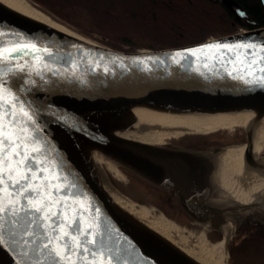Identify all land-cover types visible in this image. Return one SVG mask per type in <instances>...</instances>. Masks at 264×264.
I'll list each match as a JSON object with an SVG mask.
<instances>
[{
    "label": "water",
    "instance_id": "1",
    "mask_svg": "<svg viewBox=\"0 0 264 264\" xmlns=\"http://www.w3.org/2000/svg\"><path fill=\"white\" fill-rule=\"evenodd\" d=\"M225 4L226 8L237 16L241 14V9L231 0H225ZM0 26L5 30L23 33L37 43L38 47L46 46L53 52V58L48 59L53 67L60 70V75L54 76L51 72H45L42 80L35 73H32L30 78L18 74L9 78V85L17 91L24 80H29L24 91L18 94L25 101V108L35 121V124H29L32 135L39 141L48 158L55 161L57 172L68 176L69 181L76 185L72 192L87 194L85 207L90 202L91 208L85 216L99 208L101 214L98 231L104 235L105 248L118 250L117 254L127 260L128 264H194L167 250L146 246L129 232L124 222L110 209L91 178L71 135L90 143L121 170H128L157 188L175 192L181 207L194 224L203 228L208 226V231L219 232L223 236L222 241L227 253L230 241L238 235L240 225L246 220L254 224L253 219L249 220V216L264 214L256 209L264 207L259 204L249 207L246 212H242L245 209L243 207H233L231 210L235 214V231L232 237H225L220 223L228 207H225L227 201L220 209L215 207L216 199L210 200L215 189L211 186L209 174L214 170V166L207 164L205 159L210 156L217 157L227 148L217 147L209 152L182 149L168 144L158 147L144 146L117 138L102 130L97 122L87 120L76 113L79 110H98L112 104L130 102H252L264 106V88L233 79L225 71V66L213 60L220 50L205 49L196 56L184 53L188 55V60L181 61L180 64L172 59L177 51L183 52L205 44H232L247 40L264 42V28L171 49L123 51L105 47L79 33L39 23L1 8ZM5 39L11 41L17 37L7 35ZM98 56H103L102 63L107 64L109 72L105 73L102 69L93 70L88 64V60ZM231 56L232 53H227L224 58ZM147 57H153V60L148 61L145 59ZM73 59L79 64L74 77L67 73ZM204 62H216V69H204L201 66ZM197 67H200V72L196 71ZM31 80H34L35 84H32ZM243 129L246 135L244 161L247 168L255 169L258 160L253 152V131L251 128ZM39 159L43 157H38L37 162ZM37 162H33L34 168ZM43 166L39 164V167ZM108 180L116 189L110 178ZM81 199L85 197L81 195ZM250 208L256 210L251 211ZM16 227L18 229L19 226ZM4 228L5 241L0 244V264H21L22 261L24 264H33L37 260L40 264H49L45 258L46 250L33 251L41 243L40 240L27 246L12 243L13 240H19V236L9 237L7 219ZM33 231L42 232L43 229H37L33 225ZM25 250L27 256L22 255Z\"/></svg>",
    "mask_w": 264,
    "mask_h": 264
},
{
    "label": "snow or ice",
    "instance_id": "2",
    "mask_svg": "<svg viewBox=\"0 0 264 264\" xmlns=\"http://www.w3.org/2000/svg\"><path fill=\"white\" fill-rule=\"evenodd\" d=\"M7 35L17 39L9 41L5 39ZM205 49L220 50L213 60L225 66V71L233 79L264 88V42L247 40L232 44H205L177 51L172 59L180 64L188 60L184 53L196 56ZM227 53H232V56L225 59ZM48 58H53L49 47H38L25 34L0 26V244L5 241L4 223L7 219L9 237L19 236V240L12 243L27 246L40 240L33 251L46 250L45 258L49 264H113V261L115 264H128L117 254L118 250L104 247V235L98 231L99 208L85 216L91 208L90 202L85 207L87 194L72 192L76 185L69 181L68 176L57 172L55 161L48 158L32 135L29 124H35V121L18 94L24 91L29 80H24L17 91L9 85V78L18 74L30 78L35 73L42 80L45 72L60 75V70L53 67ZM145 59L151 61L153 57ZM102 61L103 56H98L87 62L93 70L109 72V67ZM201 66L214 71L216 62H204ZM78 69L79 64L73 59L67 73L74 77ZM200 70V67L196 68L197 72ZM31 83L35 84V81L31 80ZM38 157L43 159L37 162ZM33 162H37L35 168ZM39 164L44 166L39 167ZM81 195L85 199H81ZM33 225L43 231H33ZM22 255L27 256V251ZM33 264L40 262L37 260Z\"/></svg>",
    "mask_w": 264,
    "mask_h": 264
},
{
    "label": "bare ground",
    "instance_id": "3",
    "mask_svg": "<svg viewBox=\"0 0 264 264\" xmlns=\"http://www.w3.org/2000/svg\"><path fill=\"white\" fill-rule=\"evenodd\" d=\"M0 8L72 32L37 10L27 0H0ZM76 113L87 120L97 122L102 130L117 138L150 147L167 144L164 140L170 135L198 133L212 137L214 131L220 128L231 129L238 126L251 128L253 152L258 160L255 169L246 167L245 144L226 146L227 149L219 156H210L205 161L214 166V170L209 174L214 192L220 191L227 200L225 207H228L220 223L225 237H232L235 231V214L231 210L233 207L249 209L255 204L264 206V157L260 156L264 151L263 105L252 102L242 104L130 102L116 103L98 110H79ZM71 136L88 167L91 178L105 197L110 209L140 242L146 246L167 250L194 264H229L223 241L215 247H208L205 237L208 235V226L204 227L196 244L188 238L179 236L166 216L156 217L149 209L136 205L117 192L99 161L97 148L78 136ZM234 139L235 136H232L231 140ZM203 221L205 222L206 218Z\"/></svg>",
    "mask_w": 264,
    "mask_h": 264
},
{
    "label": "trees",
    "instance_id": "4",
    "mask_svg": "<svg viewBox=\"0 0 264 264\" xmlns=\"http://www.w3.org/2000/svg\"><path fill=\"white\" fill-rule=\"evenodd\" d=\"M28 1L58 21L60 19L61 24L75 29L82 36L116 50L171 49L202 43L237 32V27L232 24L228 11L210 0ZM255 10L258 18H261L264 9L258 7ZM184 137L194 138L183 140L182 143L173 147L210 152L216 147L225 148L242 143V137H236L235 140L228 142L211 140L208 136L200 134ZM123 171L129 181L136 185L134 187L128 182L113 180L112 183L120 193L140 204H153L171 219L181 221L183 218H188L175 192L157 188L132 172ZM136 187L139 193L145 196L148 194L150 202L149 199L140 200L135 196ZM249 223L255 227L254 224ZM245 224L247 221L240 225L237 237L230 241L229 252L230 247L239 246L247 236L241 231ZM195 231L199 233L201 228L197 227ZM220 235L219 232H212L209 239L219 241ZM249 243L253 249L252 253L245 252V248H234L233 258L231 259L230 255L228 263L254 264L257 259L264 260L260 243L253 240L248 241Z\"/></svg>",
    "mask_w": 264,
    "mask_h": 264
},
{
    "label": "rangeland",
    "instance_id": "5",
    "mask_svg": "<svg viewBox=\"0 0 264 264\" xmlns=\"http://www.w3.org/2000/svg\"><path fill=\"white\" fill-rule=\"evenodd\" d=\"M81 1H84V0H81ZM33 5V7H35L37 10L41 11L42 13L46 14L47 16H49L50 18H52L56 23L64 26V27H67L69 28L71 31L77 33V31L75 29H72L71 27H68L67 25H64V24H61V20L59 19H56V18H53L51 15L43 12L40 8L36 7L33 3H31ZM98 43V42H96ZM239 127V126H238ZM238 127H234V128H231V129H225V128H220V129H217L214 131V133L211 135L212 137H208L210 138L211 140H218L220 142L222 141H232V136H235L236 137H241L242 136V131L240 132L239 130H242V128H238ZM188 134H193V133H184V134H181V135H170V137H168L167 139H165L164 141L166 142H172L173 145H178L179 143H182L183 140H192V137L191 139L188 138L186 139V137L184 136H187ZM203 134V133H202ZM231 138V139H229ZM235 140V139H234ZM163 141V142H164ZM202 142V141H201ZM198 144V143H197ZM198 146V145H197ZM97 154L99 155V161L101 163V165L103 166L106 174H107V177L110 178L111 181L113 180H118L120 182H128L130 183V185L134 186L136 185V183L132 184V181H129V178L126 177V175L122 172V170L119 168V166H117L111 159L105 157L104 155H102L100 152L97 151ZM262 157H264V151L261 152V155ZM115 166V167H114ZM115 168V169H114ZM135 187V186H134ZM139 188V187H138ZM134 189V188H133ZM218 191V190H217ZM134 193H135V196L138 197L140 200H148L149 197H148V194L147 196H145L144 194H142L141 192L139 193V190L136 189L134 190ZM146 194V193H145ZM213 196L210 200H217L215 204V207L217 208H220L222 209V206H224L223 204L227 201L225 200V198L223 197L222 193L220 191L218 192H213L212 193ZM125 196V195H124ZM126 197V196H125ZM128 198V197H126ZM129 200H131L132 202H134L136 205L138 206H141L143 208H147L150 210V212L152 214H154V216L156 217H160L162 216L163 214V211L155 208L153 206V204L149 203V205H143V204H140L130 198H128ZM149 202H150V199H149ZM210 202V201H209ZM220 203V205H219ZM209 206H210V203H209ZM262 212H264V207H259V208H256ZM255 208H250L251 211H255L256 210ZM155 211V212H154ZM248 211V209H244L242 210V212H246ZM166 218L170 221V223H172L176 233L181 236V237H185V238H188L190 239L193 243H197L198 241V238L200 237V234L201 232L197 233V232H193V228L190 229V226H186L185 223L183 221H178V220H174V219H171L169 217L166 216ZM192 226L194 227H198L196 224H193ZM203 231V230H202ZM221 236V235H220ZM207 240V238H206ZM208 247L211 248V247H215L217 246L219 243H212L210 241H208ZM262 246H260L261 248ZM254 264H264V260L263 259H257L254 261Z\"/></svg>",
    "mask_w": 264,
    "mask_h": 264
},
{
    "label": "flooded vegetation",
    "instance_id": "6",
    "mask_svg": "<svg viewBox=\"0 0 264 264\" xmlns=\"http://www.w3.org/2000/svg\"><path fill=\"white\" fill-rule=\"evenodd\" d=\"M214 4H218L222 6L225 10L228 11V13L231 15V22L232 24L237 27V32H246L250 30H255L259 28H264V12L261 16V18H258V15L255 14V9L259 7L264 9V0H231L233 3H235L238 8L241 9V14L237 16L236 13H234L232 10L226 8L225 0H210ZM240 132L242 130H239ZM244 134V131H242V143L246 141V137ZM168 145L173 146L172 142H167ZM254 221V226L253 227L248 220L247 224H245L242 227V232L246 233L247 236L244 238V240L237 245V247H241V249L245 248V252L252 253L253 249L250 246V243L248 244V241L252 242V240L256 243H260V246H262V253L264 254V214H255V215H250L249 220ZM181 221L185 223V225L190 226L194 230H196V227L192 226L193 224L190 223L189 218H183ZM251 222V221H250ZM252 223V222H251ZM249 231V233H248ZM256 231V232H255ZM194 232V231H193ZM255 232V233H254ZM209 236V233H208ZM247 241V243H246ZM245 243V244H243ZM243 244V245H242ZM236 246L230 247V255L231 259L233 258L234 254V248H237ZM251 249V250H250ZM237 264H241L238 263Z\"/></svg>",
    "mask_w": 264,
    "mask_h": 264
}]
</instances>
